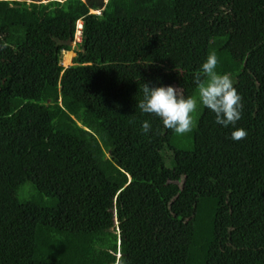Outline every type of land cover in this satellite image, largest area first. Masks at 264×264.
Listing matches in <instances>:
<instances>
[{"label": "trees", "instance_id": "obj_1", "mask_svg": "<svg viewBox=\"0 0 264 264\" xmlns=\"http://www.w3.org/2000/svg\"><path fill=\"white\" fill-rule=\"evenodd\" d=\"M213 52L242 140L136 107ZM0 264H264V0H0Z\"/></svg>", "mask_w": 264, "mask_h": 264}, {"label": "clouds", "instance_id": "obj_2", "mask_svg": "<svg viewBox=\"0 0 264 264\" xmlns=\"http://www.w3.org/2000/svg\"><path fill=\"white\" fill-rule=\"evenodd\" d=\"M77 26L76 33L78 32L80 39L79 22ZM216 67L217 56L213 52L206 56L194 74V83L197 85L195 98H185L178 92V88L172 86L155 87L144 83L142 99L137 102L136 107L141 113L158 118L165 129L184 135L193 130L191 114L199 105L213 114L215 124L234 129L229 139L242 140L247 132L243 128L235 127L236 122L241 119L242 97L235 89L231 76L218 73ZM150 129L151 125L147 120L141 123L142 134H147Z\"/></svg>", "mask_w": 264, "mask_h": 264}, {"label": "rangeland", "instance_id": "obj_3", "mask_svg": "<svg viewBox=\"0 0 264 264\" xmlns=\"http://www.w3.org/2000/svg\"><path fill=\"white\" fill-rule=\"evenodd\" d=\"M77 33L75 34L73 41L71 43H68V45L70 46V49L66 52H62L61 54V65L63 67H67L71 65L72 59L75 57L76 52H81V49L79 48V46L76 45L80 41V39L78 38L79 35ZM198 108H199V105L197 106V109L194 112V115L197 113ZM189 134L190 133H187V134H184L183 136L187 138Z\"/></svg>", "mask_w": 264, "mask_h": 264}, {"label": "bare ground", "instance_id": "obj_4", "mask_svg": "<svg viewBox=\"0 0 264 264\" xmlns=\"http://www.w3.org/2000/svg\"><path fill=\"white\" fill-rule=\"evenodd\" d=\"M81 24H79V27H80Z\"/></svg>", "mask_w": 264, "mask_h": 264}]
</instances>
